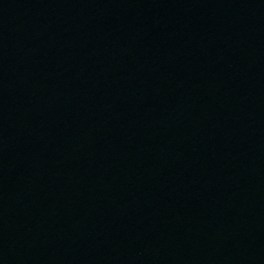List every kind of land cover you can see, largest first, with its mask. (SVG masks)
Here are the masks:
<instances>
[{
  "label": "water",
  "instance_id": "1",
  "mask_svg": "<svg viewBox=\"0 0 264 264\" xmlns=\"http://www.w3.org/2000/svg\"><path fill=\"white\" fill-rule=\"evenodd\" d=\"M0 264H264V0H0Z\"/></svg>",
  "mask_w": 264,
  "mask_h": 264
}]
</instances>
